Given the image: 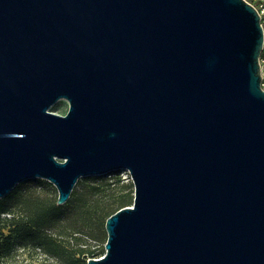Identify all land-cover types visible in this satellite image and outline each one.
<instances>
[{
    "label": "water",
    "instance_id": "obj_1",
    "mask_svg": "<svg viewBox=\"0 0 264 264\" xmlns=\"http://www.w3.org/2000/svg\"><path fill=\"white\" fill-rule=\"evenodd\" d=\"M262 46L247 0H0V198L127 169L86 264H264Z\"/></svg>",
    "mask_w": 264,
    "mask_h": 264
},
{
    "label": "rangeland",
    "instance_id": "obj_2",
    "mask_svg": "<svg viewBox=\"0 0 264 264\" xmlns=\"http://www.w3.org/2000/svg\"><path fill=\"white\" fill-rule=\"evenodd\" d=\"M67 106V101L62 99L50 110L64 114ZM120 171L81 176L67 201L59 204L61 207L51 226L40 231L39 238L36 239L39 245L24 246L22 234L13 232L12 225L3 227L0 233L2 237L10 235L13 250L8 257H0V264H68L72 260L73 248L78 245L87 247L88 256H91V252L98 253L104 247L107 235L103 210H115L119 202L131 203L133 199V182L123 178ZM14 190V202L24 197L50 204L56 202L57 198L56 187L45 178H27L19 182ZM4 197L0 198V205L8 201ZM45 233L57 245L47 243Z\"/></svg>",
    "mask_w": 264,
    "mask_h": 264
},
{
    "label": "trees",
    "instance_id": "obj_3",
    "mask_svg": "<svg viewBox=\"0 0 264 264\" xmlns=\"http://www.w3.org/2000/svg\"><path fill=\"white\" fill-rule=\"evenodd\" d=\"M15 188V187H14ZM14 188L5 195L8 201L5 204L0 205V230L8 225H12V231L16 234H22L24 236V242L22 245H34L39 243L36 239L39 238L40 231H45L51 226L54 217L58 214L61 205L56 204V202L46 204L38 199L22 198L14 202V193L16 190ZM13 197V198H11ZM124 202H119L115 210L111 211V208L104 209L102 215L109 216L111 213L116 211L119 207L131 204ZM3 214V217H1ZM27 236V237H26ZM47 239V243L55 246L57 243L54 239L50 238L46 233L44 234ZM72 237V232H70ZM13 250V244L10 242V235L2 237L0 233V257H8L10 252ZM84 253H88L87 247L84 245H78L73 248L72 260L68 264H83L85 260L82 258ZM104 253V247L98 250V253L91 252L92 257L96 255H102Z\"/></svg>",
    "mask_w": 264,
    "mask_h": 264
},
{
    "label": "built area",
    "instance_id": "obj_4",
    "mask_svg": "<svg viewBox=\"0 0 264 264\" xmlns=\"http://www.w3.org/2000/svg\"><path fill=\"white\" fill-rule=\"evenodd\" d=\"M257 11L263 31V46L259 56L260 86L264 89V0H247ZM123 178L131 179L127 169H119Z\"/></svg>",
    "mask_w": 264,
    "mask_h": 264
}]
</instances>
